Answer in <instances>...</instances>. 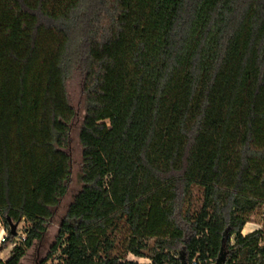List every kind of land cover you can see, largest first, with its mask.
Wrapping results in <instances>:
<instances>
[{
	"label": "trees",
	"instance_id": "obj_1",
	"mask_svg": "<svg viewBox=\"0 0 264 264\" xmlns=\"http://www.w3.org/2000/svg\"><path fill=\"white\" fill-rule=\"evenodd\" d=\"M77 59L83 186L41 264H264V0H0V264L68 192Z\"/></svg>",
	"mask_w": 264,
	"mask_h": 264
},
{
	"label": "rangeland",
	"instance_id": "obj_2",
	"mask_svg": "<svg viewBox=\"0 0 264 264\" xmlns=\"http://www.w3.org/2000/svg\"><path fill=\"white\" fill-rule=\"evenodd\" d=\"M87 4L86 7H89ZM81 24L84 25V20L79 21L80 26ZM85 75L86 69L83 65H81L80 59H77L75 61L72 72L66 82L69 100L71 105L75 109V116L70 125L71 131L69 145L66 149L68 155L70 156L71 166V175L68 181V192L66 196L61 200L60 204L56 208H54V216L48 223L47 231L44 233L41 239L35 241L34 245L29 249L27 255L23 259L22 264H35V261L37 259L44 260L47 257L52 249V246L55 244L59 225L66 214L69 204L73 201L75 195L81 190L83 186L80 180L83 167V159L82 145L80 143L79 133L86 113V93L84 90ZM194 199L195 205L200 206L202 200V192L197 188L194 192ZM27 225V223L21 222L17 230L18 235L25 236L24 233ZM263 226L264 206H260L249 215V222L246 224L243 233L247 234L255 229L262 228ZM2 229H4V227L0 222V236L2 235ZM16 240H19V238H16ZM0 247H2V243H0ZM11 248L12 244L8 247L3 248L0 251V259L7 260ZM128 259L139 261L141 264L149 263L148 259L139 258L132 254L128 255Z\"/></svg>",
	"mask_w": 264,
	"mask_h": 264
},
{
	"label": "built area",
	"instance_id": "obj_3",
	"mask_svg": "<svg viewBox=\"0 0 264 264\" xmlns=\"http://www.w3.org/2000/svg\"><path fill=\"white\" fill-rule=\"evenodd\" d=\"M8 238V233L5 229H2V235L0 236V243H3L6 241V239ZM19 240H24L25 236H18ZM16 245V243L12 244V248Z\"/></svg>",
	"mask_w": 264,
	"mask_h": 264
},
{
	"label": "water",
	"instance_id": "obj_4",
	"mask_svg": "<svg viewBox=\"0 0 264 264\" xmlns=\"http://www.w3.org/2000/svg\"><path fill=\"white\" fill-rule=\"evenodd\" d=\"M19 226V223H13L11 219H9V231L10 233L15 236L17 233V228Z\"/></svg>",
	"mask_w": 264,
	"mask_h": 264
},
{
	"label": "flooded vegetation",
	"instance_id": "obj_5",
	"mask_svg": "<svg viewBox=\"0 0 264 264\" xmlns=\"http://www.w3.org/2000/svg\"><path fill=\"white\" fill-rule=\"evenodd\" d=\"M42 259H37L36 261H35V264H41L42 263Z\"/></svg>",
	"mask_w": 264,
	"mask_h": 264
},
{
	"label": "crops",
	"instance_id": "obj_6",
	"mask_svg": "<svg viewBox=\"0 0 264 264\" xmlns=\"http://www.w3.org/2000/svg\"><path fill=\"white\" fill-rule=\"evenodd\" d=\"M1 232V231H0ZM11 250H12V248H11ZM11 250H10V254L8 255V257H7V259L10 257V255H11Z\"/></svg>",
	"mask_w": 264,
	"mask_h": 264
}]
</instances>
